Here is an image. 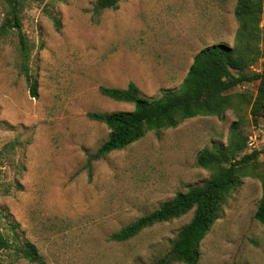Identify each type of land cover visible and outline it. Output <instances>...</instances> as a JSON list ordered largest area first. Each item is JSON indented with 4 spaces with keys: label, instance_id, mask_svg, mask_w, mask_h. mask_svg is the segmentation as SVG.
Wrapping results in <instances>:
<instances>
[{
    "label": "rangeland",
    "instance_id": "obj_1",
    "mask_svg": "<svg viewBox=\"0 0 264 264\" xmlns=\"http://www.w3.org/2000/svg\"><path fill=\"white\" fill-rule=\"evenodd\" d=\"M95 1L24 0L21 26L0 36V230L34 242L46 264H151L170 252L193 210L125 241L111 234L207 179L198 154L225 145L239 117L232 109L195 116L94 157L110 130L88 113L134 108L102 85L134 82L147 97L178 87L199 50L234 44L238 0H121L99 12ZM7 10L0 0V25ZM260 25L264 51V11ZM20 33L33 45L38 96L19 67ZM258 84L231 91L254 98ZM250 108L242 111L247 152L264 148V115ZM258 160L264 173V152ZM262 195L259 177L243 178L202 239L197 264H264V224L254 217ZM0 264L37 263L0 250Z\"/></svg>",
    "mask_w": 264,
    "mask_h": 264
},
{
    "label": "trees",
    "instance_id": "obj_2",
    "mask_svg": "<svg viewBox=\"0 0 264 264\" xmlns=\"http://www.w3.org/2000/svg\"><path fill=\"white\" fill-rule=\"evenodd\" d=\"M42 1V0H39ZM121 0H96V12L116 8ZM8 5L6 20L0 25V36L9 28L21 26L20 13L24 0H5ZM264 0H238L235 15L239 28L234 44L214 43L199 50L188 69L187 77L176 88L165 89L159 97L141 94L134 82L128 87L117 88L102 85L100 91L117 101L132 102V110L93 111L90 118L106 124L108 138L97 149L94 157H101L113 150L121 149L142 138L148 131L176 127L195 116L216 115L223 118L230 109L239 119L230 126V138L225 145H213L203 149L197 164L211 170V175L200 184L179 191L163 201L154 210L138 217L111 234L117 241L136 236L144 228L158 222L177 218L193 210L191 220L178 231L168 254L160 256L151 264H172L174 260L185 264H197L200 243L216 220L221 217L232 192L246 176L262 180L263 195L254 217L264 224V173L259 169L258 156L264 152L255 149L247 152L248 135L243 130L244 105L251 106L254 117L264 115V51L261 48ZM33 45L28 38L19 34V67L26 76L30 92L38 96V81L30 72ZM263 58L259 71L251 67ZM258 80L257 95L231 91L246 81ZM1 160V154H0ZM0 250L10 251L15 259L46 264L37 245L17 233L12 237L0 230Z\"/></svg>",
    "mask_w": 264,
    "mask_h": 264
}]
</instances>
